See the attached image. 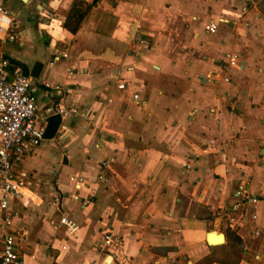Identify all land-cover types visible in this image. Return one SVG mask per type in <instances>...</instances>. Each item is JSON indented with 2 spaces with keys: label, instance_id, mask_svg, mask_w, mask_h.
<instances>
[{
  "label": "crops",
  "instance_id": "1",
  "mask_svg": "<svg viewBox=\"0 0 264 264\" xmlns=\"http://www.w3.org/2000/svg\"><path fill=\"white\" fill-rule=\"evenodd\" d=\"M71 2L0 0V54L42 64L39 113L56 97L44 81L93 123L62 118L63 137L16 166L30 180L9 202L23 264H264V0H97L74 33ZM238 185L253 209L232 207Z\"/></svg>",
  "mask_w": 264,
  "mask_h": 264
},
{
  "label": "built area",
  "instance_id": "2",
  "mask_svg": "<svg viewBox=\"0 0 264 264\" xmlns=\"http://www.w3.org/2000/svg\"><path fill=\"white\" fill-rule=\"evenodd\" d=\"M216 22L208 21L203 25L204 31L213 33L216 30ZM12 20L5 8L0 6V40H11L10 30ZM138 37V34L135 35ZM59 57H66L65 52H54L52 61ZM237 58L235 54L225 55V66H234ZM51 63V62H50ZM8 62L0 56V264H23L19 254L17 241L19 234L12 228V217L16 212L9 207V202L21 196L23 191L30 185V180L25 172L18 170L16 166L24 156L35 150L42 140L45 118L52 114H58L61 118L74 117L83 120L88 127L93 125L89 111L84 107L65 105L62 98L68 92L65 86L60 84H48L40 81L41 87L46 89L45 95L51 91L55 94V102L52 106H45L42 114L36 105V91L38 82L29 76H24L15 68L8 70ZM71 74L70 69L66 70ZM212 81L215 78L207 76ZM224 80H227L224 78ZM121 89L122 82L116 84ZM48 91V92H47ZM135 104L140 103L137 92L131 95ZM107 102L109 99L107 98ZM65 132L63 125H59L54 138H62ZM264 153V147H262ZM109 160L100 162V170L103 171ZM100 176H98L99 178ZM74 188H77L81 179L77 176L69 177ZM236 203L233 208L248 205L254 208L257 198L249 195L238 185L234 191ZM88 200H83L85 205ZM254 217V215H252ZM58 224L63 225L67 234H73L78 228L77 224L61 215ZM102 242L105 246L110 244V236L104 235Z\"/></svg>",
  "mask_w": 264,
  "mask_h": 264
},
{
  "label": "water",
  "instance_id": "3",
  "mask_svg": "<svg viewBox=\"0 0 264 264\" xmlns=\"http://www.w3.org/2000/svg\"><path fill=\"white\" fill-rule=\"evenodd\" d=\"M0 56L2 59H5L9 65L16 67L22 75L29 76L31 78H37L40 68L42 67V64L40 62L35 61L32 64L31 68L28 69V67L24 63L17 60L16 58L9 56L8 54L1 53ZM60 122H61V118L58 114H52L47 116L45 118V126L43 129L42 139L44 140L53 139L56 130L60 125Z\"/></svg>",
  "mask_w": 264,
  "mask_h": 264
},
{
  "label": "trees",
  "instance_id": "4",
  "mask_svg": "<svg viewBox=\"0 0 264 264\" xmlns=\"http://www.w3.org/2000/svg\"><path fill=\"white\" fill-rule=\"evenodd\" d=\"M96 1L97 0H91L90 2H86L85 0H72L69 10L62 21V27L68 30L70 33H74L77 30L81 20ZM8 70L12 72L15 70V67L8 65Z\"/></svg>",
  "mask_w": 264,
  "mask_h": 264
},
{
  "label": "rangeland",
  "instance_id": "5",
  "mask_svg": "<svg viewBox=\"0 0 264 264\" xmlns=\"http://www.w3.org/2000/svg\"><path fill=\"white\" fill-rule=\"evenodd\" d=\"M55 141H56V139H55ZM55 141H52V143L55 144V143H56ZM42 142L44 143V142H46V141H42ZM54 142H55V143H54Z\"/></svg>",
  "mask_w": 264,
  "mask_h": 264
},
{
  "label": "bare ground",
  "instance_id": "6",
  "mask_svg": "<svg viewBox=\"0 0 264 264\" xmlns=\"http://www.w3.org/2000/svg\"><path fill=\"white\" fill-rule=\"evenodd\" d=\"M214 238H215V237H214ZM217 239H218V238H217ZM217 239H216V240H217ZM220 240H221V239H220ZM218 242H220L219 239H218ZM216 243H217V242H216Z\"/></svg>",
  "mask_w": 264,
  "mask_h": 264
}]
</instances>
